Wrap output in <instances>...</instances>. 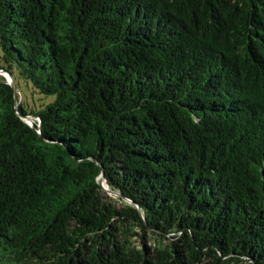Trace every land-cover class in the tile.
Listing matches in <instances>:
<instances>
[{"label":"trees","instance_id":"1","mask_svg":"<svg viewBox=\"0 0 264 264\" xmlns=\"http://www.w3.org/2000/svg\"><path fill=\"white\" fill-rule=\"evenodd\" d=\"M1 70L0 264H264V0H0Z\"/></svg>","mask_w":264,"mask_h":264},{"label":"rangeland","instance_id":"2","mask_svg":"<svg viewBox=\"0 0 264 264\" xmlns=\"http://www.w3.org/2000/svg\"><path fill=\"white\" fill-rule=\"evenodd\" d=\"M20 83H21L20 84V90H21V95H22L23 99L26 100L27 98H29L28 99L29 102L32 103L31 102V96H30L31 89H29L25 86L24 81H21ZM19 98H20V96H19ZM108 196L111 199V202L114 203L118 207H121V206H124L125 204H128L127 200L119 197V195H117V194H113V193L109 192ZM134 230L138 234L135 235L134 237H132V240L134 242V245L138 246L140 248H143L145 246L146 247H153V246H155L157 240L162 239L159 236L151 234L149 231L141 229L139 227L135 228ZM240 264H245V263H240Z\"/></svg>","mask_w":264,"mask_h":264},{"label":"water","instance_id":"3","mask_svg":"<svg viewBox=\"0 0 264 264\" xmlns=\"http://www.w3.org/2000/svg\"><path fill=\"white\" fill-rule=\"evenodd\" d=\"M0 74L6 79L7 83L12 87V89H13V93H14V97H15V99L17 100L18 90H17V87H16V84H15V81H14L13 76H12L9 72H6V71H4V70H1V71H0ZM29 122L31 123L32 120L30 119ZM99 183L102 185V187L104 188V190H105L107 193L110 192V193H113V194H117V195H119V193H116V192H114V191H112V190H110V189L108 188V185L104 182L103 178H101V179L99 180ZM119 197H121V196L119 195ZM123 199H124V198H123ZM125 200L128 201V204H132V202H131L130 200H128V199H125Z\"/></svg>","mask_w":264,"mask_h":264}]
</instances>
